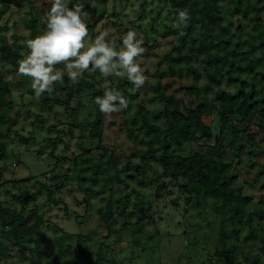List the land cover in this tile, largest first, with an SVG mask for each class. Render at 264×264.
I'll list each match as a JSON object with an SVG mask.
<instances>
[{"label":"trees","instance_id":"16d2710c","mask_svg":"<svg viewBox=\"0 0 264 264\" xmlns=\"http://www.w3.org/2000/svg\"><path fill=\"white\" fill-rule=\"evenodd\" d=\"M0 1L3 2L1 15L10 0ZM26 1L29 10L25 14L31 18L27 22L29 32L27 36L14 35L22 42L38 34L36 20L46 17L51 7V0ZM92 1L101 6L96 22L110 20L119 32L112 40L117 47L122 44V32L134 29L139 34L136 23L124 24L118 13L106 12L105 2L88 0V3ZM163 2L169 5L172 21L163 24L160 35L171 36L172 49L162 52L152 75L144 70L147 80L140 89L126 77L108 78L106 87L119 90L129 100L127 109L113 113L111 118L99 111L95 98L102 96L106 87L101 85L102 74L92 68L78 83H73L65 71L63 82L54 86L53 93H45L38 99L42 110L53 111L66 120L58 119L61 127L48 126L57 135L47 138L53 161L45 181H40L37 175H28L3 178L0 182V264H11L4 259L16 255L20 257L12 264L125 263L118 257L122 251L110 249L102 239L96 238L95 232L91 231V235L64 232L39 213L36 201L28 206L37 195L29 187L40 185L45 203L56 206L62 202L57 192L63 187L73 188L67 183L71 178L76 179V187L85 202L84 212L75 215L79 225L96 214L98 223L109 234L116 215H120L121 223L111 233L117 236L130 233V242L117 239L123 244V251L131 254L126 262L133 259L136 251L145 248L138 236L143 234L146 223L151 222L153 232L160 235L151 200L137 189L145 185L154 188L157 200L165 198L168 192L170 206L166 208H171L168 211L171 213L179 207L173 189L180 188L194 207L191 212L188 205L184 206L183 215L194 214L207 220L204 227L210 230L215 226L208 239L213 237L216 247L209 252L208 262L198 264H249L264 258V193L254 200L248 191L257 185L264 188V0ZM19 3L21 0H16ZM68 3L71 7L75 0ZM185 9L190 13V22L178 29L176 18ZM160 14L152 16L153 20L161 18ZM143 15L144 5L140 3L139 17ZM96 22L87 19L92 38L97 34ZM143 40L145 53L137 59L139 64L149 59L148 54L159 46L155 38L151 43L145 36ZM22 51L19 43H9L0 33V63L10 68L16 79L23 77L17 74L18 61L26 55ZM24 78L33 93L31 79ZM12 82L0 72V162L14 151L6 141L11 130L6 117L15 97L21 103L24 96L12 93ZM5 97L9 98L6 106ZM26 112L28 115L29 110ZM33 122L43 124L45 119L38 114ZM63 125L67 126L69 139L73 128L78 132L77 153L71 157V168L63 167L68 142L62 152H54L57 143L63 140L60 134ZM15 135L26 143L30 139L16 131ZM110 135L114 141L125 144V148L109 145ZM242 154L246 155L249 166L258 165L251 179L239 180L235 171ZM147 170L154 172L155 179L146 177ZM115 191L124 193L115 196ZM13 201L19 204L18 208L6 204ZM200 206L203 208L198 210ZM190 224L180 233L176 231L182 239L189 236ZM244 228L245 234L239 237ZM255 245L257 252L252 250Z\"/></svg>","mask_w":264,"mask_h":264},{"label":"rangeland","instance_id":"374dc122","mask_svg":"<svg viewBox=\"0 0 264 264\" xmlns=\"http://www.w3.org/2000/svg\"><path fill=\"white\" fill-rule=\"evenodd\" d=\"M82 2L86 8L85 12L88 14L90 22H96L97 12L100 10L101 6L94 1L88 3V0H83ZM102 2L106 3L105 9L108 14L118 13V19L122 23H136L139 29V37L143 38L145 36L149 43H151L154 38L159 41V46L156 47L151 54H148L149 59L140 62L141 67L152 75L154 73V68L156 67L157 59L163 56L164 51L171 50L173 45L171 36L160 35V33H162L163 24H170L172 21L170 12L168 14L169 5L165 6L163 0H102ZM140 3L144 5V15L142 17H139ZM2 4L3 2L0 1V6ZM28 10L29 5L26 0H21V3L18 5L16 4V0H10L9 7L0 15V33L6 37L9 43H19L23 50L22 53L24 54H27L29 51L25 46V42H22L18 37H14V35L27 36L29 32L27 22L31 19L30 16L25 14ZM157 12L161 13V18L153 20L152 16H155ZM36 22L39 30L37 35H39L46 29V17L40 16L37 18ZM96 23V35L107 30L109 33L107 39L112 41L113 38L119 34V32L116 31V28L111 24L110 20H102L101 22ZM125 33L126 32H122L123 36ZM96 35H94V38L90 35L91 39H95ZM121 46L122 44L118 45V48ZM153 53H155L156 56L152 55ZM195 64L198 63L196 62ZM162 66L164 67L165 63L162 64ZM57 68L64 70V65H57ZM0 72L4 78L13 81L10 87L15 96L17 93L24 94L22 100L24 104H22V101L19 103L20 101L15 97L14 102L11 104L9 114L6 117V122L11 125L10 136L6 141L10 147L14 148V151L10 152L5 159L0 162V167H2L0 172L3 174V177L0 178V182L3 181V178L10 179L13 177V179H15L23 178L28 175H37L40 181H45V178L50 176L49 172L46 171H48V167L52 165L53 161V159L51 160L50 158L52 147L47 142V138L57 135L56 131L52 128H48V126L50 124H58V119H61L62 121H65L66 119L64 116H60V114L55 115L53 111L42 110L38 99L35 98L34 92L32 93L31 90H28L26 79L24 77L16 79L15 73L1 63ZM108 78H113L112 80H115V77L113 76L105 77L102 75V87L105 88L109 83ZM203 80L204 78L201 79V81ZM148 81H150V79ZM202 83L203 82H201V84ZM223 83L226 85L225 82ZM8 101L9 98L5 97L3 102L4 106L7 105ZM147 106L151 107L152 105L147 103ZM27 109L29 110L28 115H26ZM57 110H60V108H57ZM38 114L45 119V123L38 124L33 122ZM58 126L61 127L59 124ZM66 128L67 126L63 125V128L60 131L63 140L62 142L60 141L57 143L54 152H62L65 147V142H68V152L66 153V159L63 161V167L71 168V157L73 154L77 153L75 141L78 132L76 128H73V136L69 139ZM15 131L23 137L30 138L29 141L26 143L21 140L15 135ZM110 136L111 137L107 139L109 145L115 146L119 149L125 148V144H120L119 141H114L113 136ZM211 143H213V141ZM17 161L18 163L13 165V163ZM257 166L256 163L249 166L246 155L242 154L239 166L235 167L238 179H251L253 174L258 170ZM71 171L72 170H70L69 173ZM146 177L155 179L156 175H154V172L151 170H147ZM67 183L73 188L69 190L67 187H63L59 193L57 192L56 196H60L62 202H59L56 206L45 203V194L43 189L41 190L40 185L35 184L29 187V190L32 193L36 192L37 195L35 200L29 201L28 206H31L33 201H36L38 203L39 213L64 232L71 234L88 233L89 235H91V231L95 232L96 238L102 239L110 249L122 251L118 254V257L122 259V262H125H123L124 264H198L200 261L208 262L207 259H210L209 252H212L216 247L215 239L213 237L208 239V237L212 235L211 231L214 230L215 226H212L210 230L209 228L204 227V223L207 220L196 217L194 214L189 215L186 213L183 215L184 206L186 207V205H188L187 207L190 208L189 211L191 212L194 210V207L191 202L188 203L186 194L181 193L180 188L173 189V197L177 198L179 207L176 211L171 213L168 212L171 208H168V210L166 208L170 206L168 192H166L167 195L165 198L157 200L154 198V188L152 186H137L141 195H145L151 200V211L157 219L156 227L159 228L160 235L153 232L154 225L151 222L146 223L143 234L138 236L140 237L139 243H144V251H136L133 259L130 260V262H126L131 258V254L129 251H123V244L119 243L117 239H125L124 241L130 242V233H127V235L120 234V236H117L115 232L111 233L112 229L117 228L121 223L120 215H116L113 225L109 229V234H107L105 226L98 223L96 214L92 216L91 219L86 220L84 225H79L75 219V215L84 212V198L82 193L79 192L76 187L77 183L75 178H71ZM130 185H134V183L131 182ZM247 186L245 185V187ZM248 191L251 192L254 200H258L260 193H264V188H260L257 185L248 188ZM123 193L124 192L115 191L114 195L120 196ZM0 195L2 196L1 192ZM134 195L135 194L133 193L131 194V199H133ZM6 204L17 208L19 206L15 201L11 203L7 202ZM201 206L198 210L203 208ZM130 207H132L131 204ZM132 219H134V217ZM189 223H191L188 226L189 236H185L182 239V237L179 236V233L182 231L181 229ZM178 230L179 233L176 232ZM245 232L246 229L244 228L238 236L242 237ZM194 239L196 242H194ZM255 240L257 241L256 238ZM256 243H258V241ZM252 250L253 252H257L256 245ZM18 257H20V255L13 256L11 259L5 258L4 260L12 264L13 260L16 262L18 261ZM42 261H44V259H42ZM249 264H264V258L258 263L250 262Z\"/></svg>","mask_w":264,"mask_h":264},{"label":"clouds","instance_id":"9594fccd","mask_svg":"<svg viewBox=\"0 0 264 264\" xmlns=\"http://www.w3.org/2000/svg\"><path fill=\"white\" fill-rule=\"evenodd\" d=\"M87 19L82 0H75L71 7L68 0H51L46 29L25 41L29 51L18 61L17 74L31 79L36 99L53 93L54 86L63 82L65 70L73 83H78L92 68L105 77H126L136 89L145 85L147 76L137 62L145 53L143 38L129 29L119 48L107 39V30L91 39ZM189 22L190 13L186 9L179 11L175 27L183 28ZM57 65H64V70ZM95 104L103 115L111 118L113 113L127 109L129 100L119 90L106 87L103 95L95 98Z\"/></svg>","mask_w":264,"mask_h":264}]
</instances>
